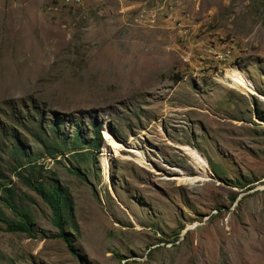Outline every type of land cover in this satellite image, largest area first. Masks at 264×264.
Wrapping results in <instances>:
<instances>
[{"label":"rangeland","instance_id":"1","mask_svg":"<svg viewBox=\"0 0 264 264\" xmlns=\"http://www.w3.org/2000/svg\"><path fill=\"white\" fill-rule=\"evenodd\" d=\"M259 98L264 0H0V264H264Z\"/></svg>","mask_w":264,"mask_h":264},{"label":"trees","instance_id":"2","mask_svg":"<svg viewBox=\"0 0 264 264\" xmlns=\"http://www.w3.org/2000/svg\"><path fill=\"white\" fill-rule=\"evenodd\" d=\"M95 140L89 142V145L97 148V141L99 140L98 131L95 129L94 131ZM77 138H75L76 140ZM21 150V146L19 143L14 144L15 153H19ZM48 153V152H47ZM50 155V153H48ZM20 157H25L24 154H19ZM25 184L30 187L35 194L40 198V200L47 206L51 214V223L54 226L57 235L65 245L66 249L70 254L76 256V251L73 250L71 241L69 239V234L65 232L64 226L66 224L64 218V207L66 206V200L62 195V192L58 188V186L54 184H48L47 186H43L40 182H35L31 185L30 180L25 179ZM0 224L4 225V230L9 233H20L26 234L28 236H33L32 231L30 229L31 223L23 220L22 222H14L7 221L0 218Z\"/></svg>","mask_w":264,"mask_h":264},{"label":"bare ground","instance_id":"3","mask_svg":"<svg viewBox=\"0 0 264 264\" xmlns=\"http://www.w3.org/2000/svg\"><path fill=\"white\" fill-rule=\"evenodd\" d=\"M223 81L227 84V86H230V88H234L237 90H240L246 95H254V88L253 86L244 78L243 74H239L238 72L233 73H226L225 76L223 77ZM259 97V96H256ZM261 101H264L263 98H259ZM112 143V141H109V144ZM115 143V142H113ZM112 143V144H113ZM120 146V145H119ZM182 150L185 152V154L191 159L193 164L203 173L204 178H207L208 171H207V164L203 160V158L194 150L182 147ZM141 164V163H140ZM104 169H105V174L107 172V164L104 163Z\"/></svg>","mask_w":264,"mask_h":264},{"label":"water","instance_id":"4","mask_svg":"<svg viewBox=\"0 0 264 264\" xmlns=\"http://www.w3.org/2000/svg\"><path fill=\"white\" fill-rule=\"evenodd\" d=\"M254 92V94H255V97L256 96H260L261 97V95H259L258 93H256V91H253Z\"/></svg>","mask_w":264,"mask_h":264}]
</instances>
